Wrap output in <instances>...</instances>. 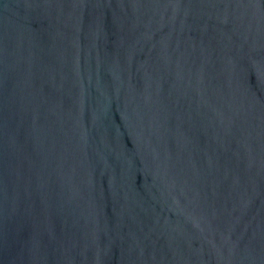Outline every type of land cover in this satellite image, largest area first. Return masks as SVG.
Listing matches in <instances>:
<instances>
[{
	"label": "water",
	"instance_id": "1",
	"mask_svg": "<svg viewBox=\"0 0 264 264\" xmlns=\"http://www.w3.org/2000/svg\"><path fill=\"white\" fill-rule=\"evenodd\" d=\"M0 264H264V0H0Z\"/></svg>",
	"mask_w": 264,
	"mask_h": 264
}]
</instances>
